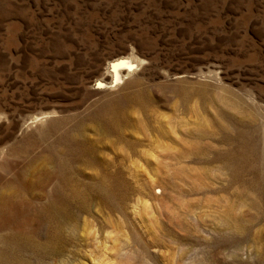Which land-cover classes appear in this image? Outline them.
<instances>
[{"label": "rangeland", "instance_id": "obj_1", "mask_svg": "<svg viewBox=\"0 0 264 264\" xmlns=\"http://www.w3.org/2000/svg\"><path fill=\"white\" fill-rule=\"evenodd\" d=\"M118 60L132 67L114 83ZM239 120L264 186V0H0V192L19 193L0 264L12 237L34 238L33 264H264L247 189L187 153L225 147L198 130ZM104 172L122 183L111 203L84 192ZM225 212L248 232H224Z\"/></svg>", "mask_w": 264, "mask_h": 264}, {"label": "bare ground", "instance_id": "obj_2", "mask_svg": "<svg viewBox=\"0 0 264 264\" xmlns=\"http://www.w3.org/2000/svg\"><path fill=\"white\" fill-rule=\"evenodd\" d=\"M131 67H132V64L128 61H125V60H118V61L112 63V66L110 67L111 74H113V77H114V80L112 82L116 83V82L121 80L120 70L130 69ZM99 86H98V88H99ZM240 109H241V107H240ZM220 115H221V119L223 121H227V114L221 112ZM218 116H219V114H218ZM227 122H229V121H227ZM241 123H242V121L239 120L234 126H231V125H229L231 123H228V125H226L225 122H221L217 126V129H216L217 133L216 134L206 132L202 129L198 130L199 135H197L196 138L199 141H203L204 139H208L210 141L211 139H213L216 136L217 141L222 143L225 147L215 148V147L210 146V144H205V146H202V147L191 148L190 150H188L187 153H188L189 157H191V156H194V157L198 156L199 157V155H202L205 153L207 155H212V157L214 159L220 160L222 163V169L225 170V172H227L228 175L230 176V183L240 182L247 189V194L245 195L246 200L248 199L251 202V207L255 210V212H257V215H256L257 219L261 218L262 220H264V213L262 212V210L264 208V186H262V184H261L262 179H258L256 176H254L255 175V173H254V169H255L254 153H253L254 145L252 144V141L249 137V134H248L249 130L246 127H244ZM187 153H185V154H187ZM173 156H174L173 157L174 160L181 158L180 155H176V156L173 155ZM200 159H201V156H200ZM200 161H202V160H200ZM176 162H178V160ZM209 163H210V160H209ZM45 172H47V170ZM26 173H28V172H26ZM247 173L252 174L253 178L252 179L250 178L251 180H249V181L241 180V177ZM32 174H33L32 171H30L28 174H26V175H29V178H27L28 180L24 184V191L29 195L30 203H33V201L35 200V196L37 194V193L35 194V189H36L37 183H36L35 179H33ZM42 174H44V173H42ZM178 176H179V174L175 173L173 178L178 179ZM47 177H49V176H47ZM44 178H46V177L44 176L43 178H41V180H43ZM118 179H119V176L117 177L115 173L110 174L108 172H104L103 174L98 176L92 184L90 183L88 185H85L84 186V192H90V191L94 192L96 194V196L99 199H101L102 201L107 202V203H109V202L111 203L112 200L117 199V196H119L118 191H119L120 185L122 183H120ZM74 181H76V180H74ZM71 182H73V181H70V183ZM70 187H72V186H70ZM174 188H176V187H174ZM17 190L16 191L7 190V191H3V192L1 191L0 192V207H4L8 203L9 204L13 203V205H14V203L18 202L19 201L18 200L19 199L18 198L19 193ZM67 190H69V189H67ZM71 190H73V189H71ZM197 190L198 189L193 188V189H191V192H194ZM154 191H156V190H154ZM26 193H25V195H26ZM76 193L74 192L75 197H78L79 199L84 200V197L82 195L77 196ZM21 195H24V194H21ZM23 202H24V200H23ZM259 203H261V205H262L261 207H260ZM28 204H29V201H28ZM55 207H56V205H53L52 203H48L46 206V214H47L46 216H47V219L49 222H53V221L56 222L55 224H57V226H59V228H60L62 225V217L64 218L66 215L64 213L65 212L64 209H59V208L56 209ZM223 218H224V220H222L221 227H222V230L224 232L226 230L233 231L232 233H236V235H239V236L244 235L248 232V224H247L248 222L246 223L245 221L240 220L241 218H239L235 215H232V214H228L226 212H225ZM174 224H176V223H174ZM56 233H58V232H56ZM33 239H32V237H30L28 239H23V240H22V238H18V237H12V238H8V239H4L3 242H4V245L6 247V252H8V255H5V257H4L5 259L3 258V261L4 262L6 261V264H33L31 262L32 260L30 261L25 255L26 250L27 251L29 250V252H35L36 251L35 250L36 244H34Z\"/></svg>", "mask_w": 264, "mask_h": 264}]
</instances>
